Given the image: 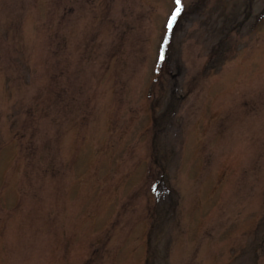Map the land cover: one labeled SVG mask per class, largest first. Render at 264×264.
<instances>
[{"label": "rangeland", "instance_id": "374dc122", "mask_svg": "<svg viewBox=\"0 0 264 264\" xmlns=\"http://www.w3.org/2000/svg\"><path fill=\"white\" fill-rule=\"evenodd\" d=\"M0 0V264H264V0Z\"/></svg>", "mask_w": 264, "mask_h": 264}, {"label": "snow or ice", "instance_id": "6c2138e0", "mask_svg": "<svg viewBox=\"0 0 264 264\" xmlns=\"http://www.w3.org/2000/svg\"><path fill=\"white\" fill-rule=\"evenodd\" d=\"M176 3V9L175 11L172 13L171 18L168 21L169 26H171V24L173 23V21H175L176 17L180 14V4H181V0H175Z\"/></svg>", "mask_w": 264, "mask_h": 264}]
</instances>
